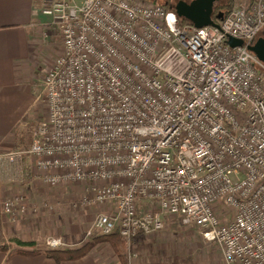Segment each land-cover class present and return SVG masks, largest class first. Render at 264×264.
I'll return each instance as SVG.
<instances>
[{"label": "built area", "instance_id": "built-area-1", "mask_svg": "<svg viewBox=\"0 0 264 264\" xmlns=\"http://www.w3.org/2000/svg\"><path fill=\"white\" fill-rule=\"evenodd\" d=\"M41 13L60 26L63 51L43 78L47 116L10 161L26 154L44 184H84V205H114L97 216L99 235L130 242L176 216L226 264H264V62L249 50L264 0L218 28L181 25L144 0H43Z\"/></svg>", "mask_w": 264, "mask_h": 264}, {"label": "crops", "instance_id": "crops-1", "mask_svg": "<svg viewBox=\"0 0 264 264\" xmlns=\"http://www.w3.org/2000/svg\"><path fill=\"white\" fill-rule=\"evenodd\" d=\"M39 1L0 0V232L6 239L39 244L48 237H64L70 244L69 249H79L86 243L83 236L92 225V221L86 222L81 216L86 206L82 199L87 191L77 186L85 185L70 183L69 189L63 184L56 188L21 190L16 188L21 183L20 175L7 160L8 153L16 146L17 131L32 105L31 63L43 39L48 37L38 18ZM22 191L24 194L19 196ZM16 195L22 202L12 217L3 212L2 205L11 197L17 198ZM58 209L63 210L56 213ZM100 211L114 215L116 208L108 204L100 207ZM13 252V249L0 251V264H226L218 245L206 243L196 227L185 226L176 216L165 217V228L161 231L142 233L130 242L122 240L119 251L108 242H99L82 258L62 262L43 253Z\"/></svg>", "mask_w": 264, "mask_h": 264}, {"label": "rangeland", "instance_id": "rangeland-1", "mask_svg": "<svg viewBox=\"0 0 264 264\" xmlns=\"http://www.w3.org/2000/svg\"><path fill=\"white\" fill-rule=\"evenodd\" d=\"M56 1H59V0H56ZM75 1L80 4L83 0H75ZM133 1L139 2L141 0H133ZM245 1L247 0H234L235 7L241 5ZM42 2L43 0L39 1L40 7L38 11V16H39L38 18L41 20L42 29L44 30L45 34L48 37L43 39L42 45H40V47H38V49L36 50V58L31 63V71H30L31 99L30 100H31L32 105L29 107L28 111L26 112L24 116V120H23L24 122H23L22 128H20L17 131L16 146L7 155V160L9 161H10L9 159L10 154L12 155V154H18L20 152H27L30 149V146L32 143V136H33L35 127L38 125V123L44 120L47 116L46 100L42 92V89H43L42 80H43L44 74H46V72L48 71L47 69L52 66L56 58L62 53V35H61L60 26L56 22H54L51 17L43 15L41 13ZM150 2L169 6V4H172L174 0H150ZM10 162L11 164H14L13 165L14 169L20 175L19 179L21 180V183H19L18 184L19 186H17L16 188H19V189L21 188V190L23 188V190H27L25 189L27 187H31V188H40L42 186L43 187L45 186L46 188L47 187L49 188L59 187V186L53 187V186L44 184L40 180V172L34 169V163H32V158L28 157L26 154L23 156H18L14 161H10ZM30 181L33 182L34 184H32ZM69 184H64V186L68 185V186H65V188H68V189L72 188V184L70 185ZM76 185H82V184H76ZM77 187H79V189L83 191L84 190L87 191L86 185L84 187H80V186H77ZM22 194H24L23 191L22 193L19 194V196H21ZM17 196L18 195H16L15 197ZM80 197H81V193L79 192V197L77 198L80 200ZM10 199H12V197ZM103 205L104 204L96 205V206H87V207L85 206L83 207L81 211V216H83L82 220H85L86 222L92 221L91 227L87 230V232L83 236V240L85 239L86 243L90 242L95 237L101 236L95 230L94 223H95L97 216L100 215V213L102 214V211H100V207H102ZM91 209H94L95 211H92ZM62 210L63 209H58L56 210V213L59 211L62 212ZM89 233H91L90 236H89ZM205 241L208 244L214 245V243H211L207 241L206 239ZM68 245L69 246L65 249H69L70 247L69 242H68Z\"/></svg>", "mask_w": 264, "mask_h": 264}, {"label": "trees", "instance_id": "trees-1", "mask_svg": "<svg viewBox=\"0 0 264 264\" xmlns=\"http://www.w3.org/2000/svg\"><path fill=\"white\" fill-rule=\"evenodd\" d=\"M144 1H150V0H144ZM178 1L180 0H174V2L172 4H169L168 7L172 8V10L174 11L175 10L174 8ZM185 1L191 2L192 0H185ZM234 8H235L234 0H219L215 6L213 20L219 24L222 20L218 19L217 16L222 14L224 19ZM178 19L181 25L191 23L184 18L178 17ZM260 37H264V31L256 38L254 42H256ZM99 242H108L116 251H119V248L122 245V238L120 236V233L118 232L113 235H101L95 237L94 239H92L90 242L86 243L79 249L51 250L46 248L44 246V243L39 244L38 242H23L16 238L6 239L3 233L0 232V251L9 252L11 249H13L14 250L13 253H17V254L43 253L46 256L55 259L57 262L80 259L83 256H85L92 249V247H94ZM38 245H41L42 248L37 249Z\"/></svg>", "mask_w": 264, "mask_h": 264}, {"label": "water", "instance_id": "water-1", "mask_svg": "<svg viewBox=\"0 0 264 264\" xmlns=\"http://www.w3.org/2000/svg\"><path fill=\"white\" fill-rule=\"evenodd\" d=\"M219 0H192L187 2L180 0L175 6V12L178 17L184 18L191 22L197 28L204 27H219V24L213 20L216 3ZM218 19L223 20V15L217 16ZM227 43L231 47L242 46L243 40L234 37H229ZM252 51L262 62H264V37L258 38L256 42L249 46Z\"/></svg>", "mask_w": 264, "mask_h": 264}, {"label": "bare ground", "instance_id": "bare-ground-1", "mask_svg": "<svg viewBox=\"0 0 264 264\" xmlns=\"http://www.w3.org/2000/svg\"><path fill=\"white\" fill-rule=\"evenodd\" d=\"M168 7V6H167ZM172 9V8H171ZM174 12H175V10H174ZM176 13V12H175Z\"/></svg>", "mask_w": 264, "mask_h": 264}]
</instances>
